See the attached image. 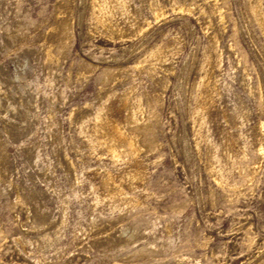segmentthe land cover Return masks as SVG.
I'll return each mask as SVG.
<instances>
[{
    "label": "rangeland",
    "instance_id": "374dc122",
    "mask_svg": "<svg viewBox=\"0 0 264 264\" xmlns=\"http://www.w3.org/2000/svg\"><path fill=\"white\" fill-rule=\"evenodd\" d=\"M0 264H264V0H0Z\"/></svg>",
    "mask_w": 264,
    "mask_h": 264
},
{
    "label": "bare ground",
    "instance_id": "6f19581e",
    "mask_svg": "<svg viewBox=\"0 0 264 264\" xmlns=\"http://www.w3.org/2000/svg\"><path fill=\"white\" fill-rule=\"evenodd\" d=\"M178 5V4H177ZM190 6V5H189ZM180 9H184V7H181ZM152 13H153V15H154V17L155 18H158V17H160V16H162L163 14H164V11H163V9H162V7L160 6V5H155L153 8H152ZM124 99V98H123ZM125 100H123V102H124ZM120 102V101H119ZM115 103V102H114ZM124 103H126V105H127V102H124ZM119 104V103H118ZM124 104H122V106H123ZM121 106V105H120ZM125 106V105H124ZM121 108V107H120ZM224 113V112H223ZM225 114H226V111H225ZM102 120V119H101ZM110 120V119H109ZM101 121V122H104V125H105V127L106 128H104V129H107V132L110 134V136H111V138H112V142L114 143V144H112V145H109V146H107V148L106 149H108V151L110 152V153H112L114 156H116V154H118V152H117V148H116V145H115V143H118V146H119V144H121L120 146H123V147H126L127 148V153L129 152L130 154H131V156L132 157H136L135 155H136V151H138V150H136V145H135V143H134V141L128 136V135H126L123 131H122V129H120V127L119 126H117L116 124L117 123H114V122H112V121ZM103 127V126H102ZM111 144V143H110ZM134 159V158H133ZM133 175V178L132 179H134V180H137V179H141L142 178V176H141V173L139 172V171H135L134 172V174H132ZM102 176V175H101ZM119 177V176H118ZM102 178H103V176H102ZM130 178V177H129ZM101 180V179H100ZM143 180V179H142ZM132 181V180H131ZM102 183H104L105 184V186L107 187V185L108 186H110L111 187V185L112 184H114L115 183V181H114V176L113 175H111L110 173H107L105 176H104V178H103V181H101ZM115 185V184H114ZM113 185V186H114ZM100 186V185H99ZM112 186V187H113ZM111 190H112V188H111ZM113 192V193H112ZM112 192H110V195H118V193L120 192H122V190L121 189H119V187L117 188H115V187H113V191ZM106 193V192H105ZM112 193V194H111ZM112 195V196H113ZM114 195V196H115ZM125 197V196H124ZM123 197V198H124ZM128 198V197H127ZM118 200V199H117ZM120 201V200H119ZM124 201V200H123ZM127 201V200H126ZM124 203V202H123ZM127 204V203H126Z\"/></svg>",
    "mask_w": 264,
    "mask_h": 264
}]
</instances>
